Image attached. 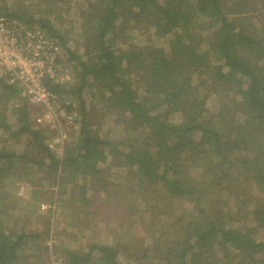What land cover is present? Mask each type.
Segmentation results:
<instances>
[{
  "label": "trees",
  "instance_id": "16d2710c",
  "mask_svg": "<svg viewBox=\"0 0 264 264\" xmlns=\"http://www.w3.org/2000/svg\"><path fill=\"white\" fill-rule=\"evenodd\" d=\"M34 1L0 0V15L38 25L63 46L78 82L46 84L79 105L78 139L58 154L46 130L32 125L20 88L0 76L6 102L23 101L14 128L0 115V131L16 139L12 148L1 139V181L42 174L31 186L51 206L64 199L87 212L83 223L99 222L91 176L145 201L134 209L115 196L116 227L126 234L112 241L97 234L84 252L63 242L56 248L63 264H264V0H79L82 40L73 43L44 15L50 5L66 14L71 1L43 0L44 17L30 14ZM130 31V41L119 42ZM98 110L117 112L124 135L97 130ZM17 142L34 150L19 152ZM114 166L124 170L115 179ZM9 197L0 193V264L40 248L52 230L51 217L43 232L19 224Z\"/></svg>",
  "mask_w": 264,
  "mask_h": 264
},
{
  "label": "rangeland",
  "instance_id": "374dc122",
  "mask_svg": "<svg viewBox=\"0 0 264 264\" xmlns=\"http://www.w3.org/2000/svg\"><path fill=\"white\" fill-rule=\"evenodd\" d=\"M71 4L63 3V6H67L65 9L66 14H63L61 11L62 8H58L56 6L50 5V9L53 10V12H47L46 6L49 4H46L43 2V0H35L34 3L37 4L36 6H30V4H26L29 10L30 14L32 13L34 15V11L39 13L38 15L40 17L49 16L50 20L57 26H59L61 29L65 30L66 32L70 31L69 34L72 38L71 43L75 41L76 39L82 40V36H80V30L78 29L79 26V0H70ZM9 3H12V0H9ZM24 3V2H22ZM59 5L60 3H56ZM61 5V4H60ZM52 8H55L52 9ZM55 11V12H54ZM58 11L62 12V15L60 17L59 14H57ZM40 12H42L40 14ZM51 13V14H50ZM37 15V14H36ZM35 27L40 28L38 25ZM68 30V31H67ZM135 31H130L127 33V35L120 33L119 34V42H129L130 36ZM162 36H156L154 37V40L158 42L159 44L168 46V40L165 38H161ZM143 40V41H142ZM144 36H139L136 38V41L138 42H145ZM80 44V43H79ZM249 57L254 58L255 54L250 52L248 53ZM74 79L71 83H77L78 79L76 78V75L73 76ZM77 79V81H76ZM64 95V94H62ZM66 96V95H64ZM69 98L68 96H66ZM22 98V96H21ZM70 99V98H69ZM213 99H211V104L213 103ZM76 102V101H75ZM20 103V104H19ZM23 103L22 100L18 99L16 101H9L6 102L2 91L0 89V115H3L4 118H6V121L10 124H13V128L16 126V123H18V114L20 111L19 108L22 106ZM29 103V102H28ZM94 105L98 107L97 105V98L94 99ZM30 111V121L35 123V117L37 115L36 108H34L33 105L29 103ZM117 112H111V111H100L98 110V115L95 116V122H94V116L91 117V120L94 122V127L102 131V133H108L111 136L115 138H120L124 135V129L123 124H118L114 121L116 118ZM72 115L73 120H75L73 123L72 121H67L65 123H59L58 128L55 129H49L46 126H40L44 128L47 132V142L50 144H54V148L56 149V152L60 155H63L65 151H67L70 146L75 144V142L78 139V126L80 122L78 121L81 118V113L79 111V105L76 102V105L73 106L72 109ZM36 127V126H34ZM4 135V136H3ZM2 131H0V142L1 139H3L2 143L6 146L12 148L13 143H15L16 139L15 137L12 138L11 135H6ZM66 136V140H56L57 137ZM65 138V137H64ZM27 142H17L16 146L14 144L15 149H17L19 152H27L32 151L34 149L31 148V146L26 144ZM12 146V147H11ZM22 168H25V166L22 164ZM124 174V170L121 167H113V175L112 178L115 179L117 173ZM38 174H41L40 172H37ZM108 176V172H106ZM41 175L32 176L29 173L26 174L24 171V176L21 179H10L7 180L8 183H3L0 179V193L6 194L7 190L10 193V197L8 198L9 201L12 203H18V207H15V212L19 216L17 222L19 224H22L23 226H27L28 230L30 232L34 231H44L45 228L48 227L46 224L47 217H51L52 221V230L50 236H43L40 238V248L36 245L32 248L25 249L24 252L21 253L20 258L17 262L14 264H63L62 261V255L59 251L56 250V248L60 249V246L63 242H66L67 244H72L73 246L81 249V251L85 248V244L89 243V240L91 241V238L96 236L97 234L102 236L104 238H107L108 240L115 237H121L126 234L127 227H120L121 230H118L119 228L116 227L118 224L116 213H115V196H122L126 197L128 199V203L130 205H133L134 209L141 208L145 204L144 200H140V196L136 194H129L125 191H120V187L117 185H107L103 184L101 185V181H98V177L101 178L102 175L98 176H91L90 184L91 187L95 186V189H92L90 194H93V199L90 201L91 206V216L97 220L93 221L88 220L83 223V217H89L88 213L85 211H78L76 208V205H73L72 203H67L64 201H55L54 204L51 206L50 201L51 197L46 195L44 193V190L39 189L37 187L31 186L32 183L39 182L38 178ZM109 180H111L110 176ZM28 184L25 183L26 180H29ZM136 183V182H135ZM58 188V186L54 187ZM137 193V192H136ZM66 197V194H63V198ZM112 203V208L108 207V203ZM2 199L0 198V201ZM133 200H135L133 202ZM133 202L132 204H130ZM0 205H2L0 203ZM127 208V209H128ZM52 209V210H51ZM75 210L76 213H73L71 210ZM114 209V211H113ZM130 213H132L130 211ZM127 216V215H126ZM129 216V215H128ZM127 218V217H126ZM69 223H72L73 226H71ZM121 223V221L119 222ZM89 226V227H88ZM66 229V231H65ZM112 230L111 238H108V233ZM53 231L54 236L53 237ZM79 236L81 237L79 239ZM99 238V239H100ZM98 239V240H99ZM93 240V239H92ZM50 245V249L46 250V246ZM120 260L122 262H126L125 257H120Z\"/></svg>",
  "mask_w": 264,
  "mask_h": 264
},
{
  "label": "built area",
  "instance_id": "2783aa9c",
  "mask_svg": "<svg viewBox=\"0 0 264 264\" xmlns=\"http://www.w3.org/2000/svg\"><path fill=\"white\" fill-rule=\"evenodd\" d=\"M65 59L57 38L41 28L29 27L22 20L0 15V76L16 84L20 95L36 108L33 126L55 129L59 123L75 121L72 109L76 102L46 84L47 78L67 84L73 81L70 69L64 65ZM49 145L56 150L54 144Z\"/></svg>",
  "mask_w": 264,
  "mask_h": 264
},
{
  "label": "clouds",
  "instance_id": "9594fccd",
  "mask_svg": "<svg viewBox=\"0 0 264 264\" xmlns=\"http://www.w3.org/2000/svg\"><path fill=\"white\" fill-rule=\"evenodd\" d=\"M56 151V150H55Z\"/></svg>",
  "mask_w": 264,
  "mask_h": 264
}]
</instances>
